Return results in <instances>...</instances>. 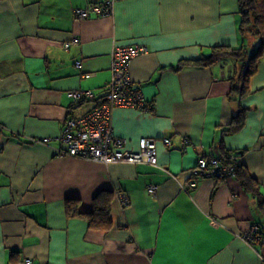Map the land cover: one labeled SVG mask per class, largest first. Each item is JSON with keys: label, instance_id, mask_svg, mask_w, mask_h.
I'll use <instances>...</instances> for the list:
<instances>
[{"label": "crops", "instance_id": "1", "mask_svg": "<svg viewBox=\"0 0 264 264\" xmlns=\"http://www.w3.org/2000/svg\"><path fill=\"white\" fill-rule=\"evenodd\" d=\"M101 1L0 0V125L26 140L0 134V264H264L257 200L238 178L194 174L220 146L242 152L239 162L264 199V55L240 102L230 98L220 66L193 65L215 46H258L257 37L238 32L237 1L114 0L107 16H75ZM116 46L147 48L128 70L149 110L113 108L112 132L130 150L155 138L157 166L56 151L65 119L93 107L68 92L102 95ZM239 105L244 125L225 133ZM42 137L54 141L30 142ZM102 191L113 198L108 228L67 217L68 198L90 212ZM254 224L261 233L250 244L240 235Z\"/></svg>", "mask_w": 264, "mask_h": 264}, {"label": "built area", "instance_id": "2", "mask_svg": "<svg viewBox=\"0 0 264 264\" xmlns=\"http://www.w3.org/2000/svg\"><path fill=\"white\" fill-rule=\"evenodd\" d=\"M105 6H88L84 9H76L75 15L78 18H88L90 14L96 17L107 16L111 12L113 2L103 0ZM77 42V39L74 40ZM147 52L144 46H116L111 52L112 69V91L102 100L101 103H93L89 112L80 117L67 118L63 129L56 136L57 141L62 145L56 149L58 154L67 155L75 158L87 159L102 164H113L119 162L126 163H147L157 166L156 139L142 137L138 140V146L135 150L125 148V140L122 137L113 134L110 126L111 110L115 107H132L138 110L148 111L149 107L145 102L141 89L131 87L132 80L129 76V64L131 60ZM79 61L76 66H79ZM133 85V84H132ZM83 94L90 96V93H81L80 91L68 92L69 96L80 99ZM113 107V108H112ZM51 138L44 137L41 141H50ZM161 142L169 147L171 141L164 137ZM228 161L210 158H200L197 161V169L194 171L195 177L209 175L212 177L237 178L236 163L233 155L227 158ZM237 160V159H236ZM193 182L185 185V190L190 188ZM184 188V187H183ZM147 192L154 195L155 185H149ZM119 200L126 205L127 198L120 194ZM260 227L254 224L251 228L243 232L240 237L252 244L259 240ZM264 242V239H263ZM29 263V260H25Z\"/></svg>", "mask_w": 264, "mask_h": 264}, {"label": "trees", "instance_id": "3", "mask_svg": "<svg viewBox=\"0 0 264 264\" xmlns=\"http://www.w3.org/2000/svg\"><path fill=\"white\" fill-rule=\"evenodd\" d=\"M114 3V0H111ZM238 6V32L239 34L245 35L250 34L259 40V44L256 48H246L245 46L239 47H226V46H215L210 49L209 54L203 55L193 61V65L202 68H208L213 65L221 66L226 63V66H231V74L226 79L231 82L230 87V98L238 100L240 102L245 96L248 95V80L255 73L257 68V63L259 59L264 55V0H236ZM101 4V5H100ZM105 6L104 1L99 3L91 4L90 6ZM78 9V8H77ZM112 9V7H111ZM94 15V14H90ZM89 18V17H88ZM78 41V40H77ZM77 62V61H76ZM80 62V61H79ZM81 63H79L80 67ZM110 79L103 90V94H95L91 90L90 96L83 94L80 99H75L73 96H69L72 101H77V103H83L85 101H91L93 103H101L107 95L112 91V69H111V57H110ZM133 84V85H132ZM131 87L140 88V86L135 85L132 81ZM101 95V96H100ZM74 106L71 105V108ZM113 108V107H112ZM245 108L239 105L237 112L232 116L230 123L223 130L225 133H236L244 125V112ZM74 116H69L67 118H72ZM66 118V119H67ZM75 118V117H74ZM64 125V124H63ZM63 129V126L61 130ZM0 134L10 139L16 141L25 142L26 140L19 134H13L9 130H5L3 125H0ZM54 141L53 137H50ZM37 141L42 144H50L52 141H41L35 138H31L30 142ZM62 146V145H61ZM61 148V147H59ZM219 156H212L216 159L222 160L224 162L228 161L227 158L233 155L236 163V174L237 178L246 189L258 202V207L261 209L262 216L264 217V199L259 190L258 183L246 172L244 167L241 165L240 156L242 152L238 151H226L222 146H220ZM237 159V160H236ZM151 165V164H150ZM155 166V165H152ZM156 186V185H155ZM151 195V194H150ZM112 193L109 191L99 192L93 198V209L90 212L80 211L78 208L77 199L68 198L66 200V214L68 218L85 216L88 225L92 228L106 229L111 225L110 212L112 203ZM120 201V200H119ZM121 203V201H120ZM122 206L124 204L121 203ZM261 233L258 232V234ZM260 237V236H259ZM25 264H30L25 263Z\"/></svg>", "mask_w": 264, "mask_h": 264}, {"label": "water", "instance_id": "4", "mask_svg": "<svg viewBox=\"0 0 264 264\" xmlns=\"http://www.w3.org/2000/svg\"><path fill=\"white\" fill-rule=\"evenodd\" d=\"M226 63H223L220 67L222 68V71L220 72V75L222 78H225V76H229L231 74V66H226V70L225 67Z\"/></svg>", "mask_w": 264, "mask_h": 264}, {"label": "clouds", "instance_id": "5", "mask_svg": "<svg viewBox=\"0 0 264 264\" xmlns=\"http://www.w3.org/2000/svg\"><path fill=\"white\" fill-rule=\"evenodd\" d=\"M75 11V10H74ZM76 16V15H75ZM103 17V16H102ZM226 67V66H225ZM66 120V119H65ZM42 138H44V137H42ZM42 138H37L38 140H41ZM48 138H50V137H48ZM51 141H52V139H51ZM65 156V155H64ZM67 156V155H66ZM71 157V156H70ZM75 158V157H74ZM262 241H263V239H262Z\"/></svg>", "mask_w": 264, "mask_h": 264}, {"label": "rangeland", "instance_id": "6", "mask_svg": "<svg viewBox=\"0 0 264 264\" xmlns=\"http://www.w3.org/2000/svg\"><path fill=\"white\" fill-rule=\"evenodd\" d=\"M246 38H248V37H246ZM246 48H247V46H245ZM75 65H76V62H75ZM214 178H216L217 180H219L220 178H217V177H214ZM224 179V178H223Z\"/></svg>", "mask_w": 264, "mask_h": 264}]
</instances>
